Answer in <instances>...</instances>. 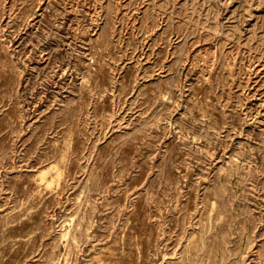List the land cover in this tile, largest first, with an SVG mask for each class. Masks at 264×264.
Returning a JSON list of instances; mask_svg holds the SVG:
<instances>
[{
    "label": "rangeland",
    "instance_id": "rangeland-1",
    "mask_svg": "<svg viewBox=\"0 0 264 264\" xmlns=\"http://www.w3.org/2000/svg\"><path fill=\"white\" fill-rule=\"evenodd\" d=\"M0 264H264V0H0Z\"/></svg>",
    "mask_w": 264,
    "mask_h": 264
}]
</instances>
